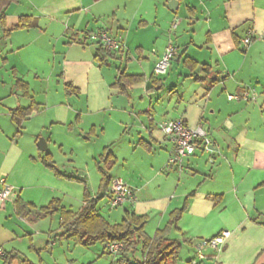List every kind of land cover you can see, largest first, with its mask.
I'll use <instances>...</instances> for the list:
<instances>
[{"label": "crops", "instance_id": "1", "mask_svg": "<svg viewBox=\"0 0 264 264\" xmlns=\"http://www.w3.org/2000/svg\"><path fill=\"white\" fill-rule=\"evenodd\" d=\"M130 2L17 0L5 10L9 34L4 35L0 24V188L6 181L17 190L18 197L0 208V249L4 251L0 264L10 252L19 253L12 264H23L22 258L33 264H117L119 256L111 255L105 243L84 247L75 239L61 237L60 214L38 216L40 208L55 198L67 210L77 212L84 204L85 191L92 196H109L111 183L101 190V175L97 192L92 191L88 176L75 171V159L65 155L67 163L59 168L85 181L57 175L41 160L43 151L38 147L37 136L48 125L74 132L68 126L75 119L81 124L85 117L92 119V126L82 134L95 130L90 138H85L87 142L102 136L93 153L86 151L87 160L95 164L109 145L119 161L114 143L107 144L112 126H106H118L120 141L128 137L134 150L157 153L164 161L173 154L174 144L161 130L163 121L183 119L190 127L202 126L211 139V151L197 149L185 158L182 170L176 166L164 169L160 185L164 193L156 195L152 180L143 182L140 169L119 176L135 193L133 203L122 205L120 218L128 209L146 215L148 223L150 216L135 208L142 203L149 207L157 203L163 213L154 235L189 196L188 206L169 233L170 238L187 239L196 250L197 240L228 231L224 245L206 249L202 263L264 264V224L260 223L264 220V0H141L140 4L147 8L127 28L124 13ZM164 2L176 12H168ZM170 3L177 8L172 9ZM183 7L185 19L198 24V29L187 27L184 20L178 25ZM135 14L134 19L138 11ZM22 15L34 18L32 27L15 28ZM175 22L178 26L174 28ZM169 27L173 34L165 33ZM100 30L121 37L124 44L121 50L107 52V63L102 65L95 59L100 45L91 38ZM248 36L252 42L245 47L243 40ZM171 44L177 53L169 68L178 70L177 66H183L186 70L179 75L186 77L183 82L194 78L195 88L190 94L181 95L171 89L175 95L163 100L165 96L158 89L163 88L166 75L156 76L154 70ZM132 50L141 71L129 68V64L122 70L125 60L133 63ZM186 57L205 66L193 71L184 65ZM121 72L144 75L145 80L124 90L115 85ZM152 75L161 79L162 85L149 91L147 88L154 85ZM18 80L28 84L32 98L23 94L16 85ZM68 82L78 90L69 92L65 86ZM245 90L248 97L229 99V95ZM37 92L44 94L45 99L36 101ZM58 92L59 99L55 97L56 101L50 103L49 98ZM25 100L27 103L22 104ZM33 100L40 107L16 122L12 110L29 107ZM143 116L148 119L147 124H140ZM33 120L39 126H31ZM67 135L83 145L77 137ZM53 136L51 133L45 139L47 150L54 144L64 152V143L53 141ZM49 152L58 165L55 151ZM217 152L222 156L217 158ZM116 214L108 211L103 215L111 223H118L121 220H114L118 218ZM195 256L198 255L191 260Z\"/></svg>", "mask_w": 264, "mask_h": 264}, {"label": "trees", "instance_id": "2", "mask_svg": "<svg viewBox=\"0 0 264 264\" xmlns=\"http://www.w3.org/2000/svg\"><path fill=\"white\" fill-rule=\"evenodd\" d=\"M14 1L17 0H0V24L5 36L9 34L6 28L5 10ZM33 24L34 18L32 16L22 15L15 28L27 29L32 27ZM107 52L110 53L111 51L105 50L101 46L96 49L95 59L100 65L107 63V56L109 54ZM183 63L193 71L200 65L205 66V64H200L198 61L189 57H186ZM144 80V75H129L121 72L117 77L115 85L125 90L129 85ZM151 80L154 85L147 88L149 91L154 90L157 85H162V80L154 75L151 76ZM16 85L22 89L25 96L32 98L27 83L18 80ZM65 86L69 92H72V90L73 92H76L78 90L69 82L66 83ZM39 107L40 104L33 100L29 107L15 108L12 110L13 119L16 122H20ZM94 133L95 130L92 128L87 133L86 138H90ZM41 160L47 168L53 170L57 175L65 176L69 179L85 181L83 178L68 175L61 171L54 160L53 155L49 151L42 152ZM116 163L117 158L111 149V145L106 146L96 162V166L102 175L100 185L101 190L109 187L113 179L109 174V171L116 165ZM107 195L108 194H97L92 196L85 191L84 204L77 212L67 210L62 206L61 200L55 198L47 206L40 208L38 216L49 217L57 213L60 214L61 227L63 228V232L60 234L61 237L75 239L84 247H91L98 243H122L124 247L118 255L119 257L116 261L117 264H178L183 243L185 241L189 242V240L170 238L169 233L173 228H176L182 213L187 208L189 196L186 198L182 208L171 212L167 225L163 229H157L153 236H149L145 231V226L148 220L146 215H140L134 211L125 209L122 220L118 223H111L101 213L99 207L100 201ZM18 202L21 207L24 206L20 200H18ZM254 220L258 221V218H255ZM260 223L264 224V220L260 221ZM139 248H141L142 252L141 260L135 258V254ZM17 258H19L18 252H10L6 255L4 264H12ZM21 261L23 264H33L27 258H22ZM188 263L192 264V261H189Z\"/></svg>", "mask_w": 264, "mask_h": 264}, {"label": "rangeland", "instance_id": "3", "mask_svg": "<svg viewBox=\"0 0 264 264\" xmlns=\"http://www.w3.org/2000/svg\"><path fill=\"white\" fill-rule=\"evenodd\" d=\"M140 2H141V0H132V2L129 3L128 10L126 11V13H124L126 20L128 21V22L126 21V23H127L126 27L127 28L132 25L133 21L136 22L137 19L139 20L141 17L140 14L146 10V8H147L146 4L142 6V4H140ZM164 4H165L164 8H167L166 10H168V12H171V13L176 12V11H172V10L168 9V7H166L167 2H164ZM158 6H159V4L157 6H153L152 10L155 11L156 7H158ZM137 11H138L137 18L134 19L133 17L136 15L135 13ZM179 13H180V16H179V18H177L178 19V25L181 24L182 20H184L183 24L187 25V27H189L191 29H192V27L196 28V29H198L200 27L198 24H192L191 21L186 20L187 18L184 17V14H185L184 7L180 10ZM168 32L172 33V30H170V27L168 28V31H165V33H167V34H168ZM131 36H133V34ZM199 50H201V49H199ZM132 52H133V55L131 56V54H130V56L132 58L133 63L130 64L129 60H127V61L125 60L126 62H129V63H126L124 61V64L122 66V70H124L127 67L126 65L129 64V68L133 67L132 69H140V71H141L142 66L140 65L141 68H139V63H138L139 61L136 59V56H135L136 52H135V50H132ZM200 54H202V53H200ZM205 58H206V56L202 57V59H205ZM203 61H205V60H202V62ZM117 65H119V64H117ZM177 68H178V70H174V68L173 69L168 68L167 73L164 74V75H166L165 76L166 81L164 79L165 83H164L163 88L158 89V91L161 92V94L163 96H165L164 98H162L163 100L166 99V97L169 95H175L174 93H172L171 89H174V91H176L175 92L176 95H181L184 93L190 94L195 88L194 78L189 77V80L187 79V80H185V82H183L186 77H181L179 75L180 73H183L182 70H186V69L183 66H181V68H179V66H177ZM187 72H189V71H187ZM164 75H161V76H164ZM221 77H222V75H221ZM61 92H62L61 94L64 95L63 88H62ZM59 94H60V92L52 95L48 101L50 103H53V101H56L55 97H57V100H58ZM42 95H44V94L41 93V95H40V93L37 92L34 95V97H37V98H35L36 101H39L42 98L45 99V97H43ZM23 103L25 104V103H27V101L26 100L22 101V104ZM136 118L137 117L135 116V119ZM85 119H86V117H85ZM85 119H83L81 124H79L80 122L76 121V119L73 120V125H70L68 127H69V130L75 129L74 132H69L67 130V127L53 126V128H52V126L48 125V128L43 130L42 133L40 135H38L37 137H38V142H39V140L41 138L46 139L51 133H53V135H54L52 138L53 141H58V143H64V145H65L64 152H62V150H58V147L56 148L54 144H52V146L50 148V150L53 149L55 151L54 153L56 154V159L59 161L58 166L62 168L63 167L62 163L63 162L67 163L64 160L65 155L68 156V158L75 159L76 163H77V166H76L77 168L75 169V171H77V173H83V175L88 176L89 184H90L92 191L97 192L99 180L101 178V174L98 173L96 164L91 159H90V162L87 160L88 154L86 151L88 150V152L93 153V151H94L93 149L97 148L102 136H100L98 139H95V141L88 143L87 142L88 140L85 139L87 136V133L82 134V132L85 129H86V131H88L90 129V127L92 126V124H91L92 119H90V118L88 120H85ZM113 119L116 120V117H114ZM34 120L31 121V123H29V124L31 126H39V124H33ZM140 120H141L140 124L142 121L146 124L148 123V119L144 116ZM111 126H112V130L109 129V133L107 135L108 136L107 144L112 143V142L114 143L115 146L113 147V149L116 151V155L118 156L119 161L116 164V166H114V168L109 171V174L112 175L113 177L118 178L119 176L121 177L123 175L122 173H125L128 170L133 172L136 169H140L141 173H143V175H144L142 177V178H144L143 182L146 181V179H148V181L152 180V182H153L152 188L155 190L156 195L159 196L160 194L164 193L162 191V189L160 188V185H161V178L164 174V169H165V171H167L171 168V166L168 164V160L164 161V160H162V157L161 158L158 157L157 153L149 154L148 152H146L142 148H138V149L134 150V147H132V144L128 141V137L124 136V139H121V141L118 139V134L120 133L118 130L119 129L118 126L109 125L106 127H111ZM135 129H134V131H135ZM64 131L69 133V135L77 137V139L80 142H82L83 145H80L81 143L76 142L75 138H71L68 135L66 136L67 133H65ZM121 134H122V132H121ZM144 134L145 133H143L142 135H144ZM88 146H91L90 147L91 149L90 148L88 149ZM50 150H47V151H50ZM135 151H137V152L135 153ZM215 155L217 158L222 156L221 152H217ZM89 156L91 157V154ZM183 164H184V162H183ZM149 165H152V166L149 167ZM111 187H112V182H111ZM108 200H109V198H108V196H106L100 201L99 207H100L101 213H103L105 215V214H107L108 211H115L118 214V218L116 217V218H114V220L117 219L118 221H120L121 220L120 215L122 214V211H123L125 205H124V207L120 206L118 208L112 209V208L107 206ZM156 204L157 203H155L153 206L149 207V205L142 203L141 207L136 206V208H135L137 212L146 213L151 218L149 220V222L147 223L148 226L146 227V232L148 235H153L154 230L158 227L157 225H158V223L161 219L162 213H163L162 206H157ZM126 207H127V205H126ZM129 207H131V206L129 205ZM172 236L175 237V234H173ZM209 239L210 238L197 240L195 242V246H194L196 248V250H194V248L190 242L185 241L183 243V247H182L181 252H180V260H179L178 264H189L188 262L191 260L192 256L196 255V254L198 255V253L200 251L199 250V244L203 243L205 240H209ZM98 244H101V243H98ZM208 248L209 247H205L201 250V253L204 256L206 255L205 251ZM135 258L139 259V260L142 259L141 248H139L137 250V252L135 254ZM200 260H201V258H199V256H195V259L191 260V261H193L194 264H204Z\"/></svg>", "mask_w": 264, "mask_h": 264}, {"label": "built area", "instance_id": "4", "mask_svg": "<svg viewBox=\"0 0 264 264\" xmlns=\"http://www.w3.org/2000/svg\"><path fill=\"white\" fill-rule=\"evenodd\" d=\"M177 23L173 24L175 28ZM91 38L96 40L101 47L108 51H118L123 49V41L121 37L109 32L108 30H100L91 34ZM252 42V37L248 36L243 40L245 47H248ZM177 53L174 45H169L166 48L161 60L155 66L154 73L156 76H161L167 73V70ZM255 94V93H254ZM241 96L248 97V91L241 92V94H231L229 99H239ZM161 130L173 142L174 152L168 160L170 166H176L180 170L183 168L185 158L196 152L197 149L204 151H211V139L208 132L202 127H190L183 119H170L165 120L160 124ZM213 162V159H211ZM18 197L17 190L13 188L6 181H3V186L0 188V208L10 199ZM108 205L110 208H116L126 203H133L135 198L134 189L127 185L120 177L112 180V189L108 196ZM230 232L223 231L221 234L216 235L209 240H205L199 244V258L203 259L205 256L201 250L205 247L212 249L221 248L226 239L229 237ZM122 243H109L106 246L107 251L114 256H118L123 249ZM4 255V251L0 249V256Z\"/></svg>", "mask_w": 264, "mask_h": 264}, {"label": "water", "instance_id": "5", "mask_svg": "<svg viewBox=\"0 0 264 264\" xmlns=\"http://www.w3.org/2000/svg\"><path fill=\"white\" fill-rule=\"evenodd\" d=\"M175 2H176V0H175ZM170 7L172 8V9H176L177 8V6H174L172 3H170ZM38 147H39V149L41 150V151H47V142H46V140L44 139V138H41L40 140H39V142H38Z\"/></svg>", "mask_w": 264, "mask_h": 264}]
</instances>
